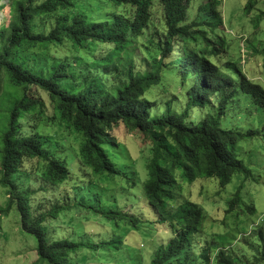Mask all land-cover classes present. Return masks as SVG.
Wrapping results in <instances>:
<instances>
[{
  "label": "trees",
  "instance_id": "obj_1",
  "mask_svg": "<svg viewBox=\"0 0 264 264\" xmlns=\"http://www.w3.org/2000/svg\"><path fill=\"white\" fill-rule=\"evenodd\" d=\"M188 1L44 0L38 3L37 0H12L9 21L0 31V74H5L22 96L11 108L7 128L0 137V185L8 189L9 196L7 208L0 210V216L14 207L17 209L22 229L37 241V263L73 264V254L80 246L67 239L50 240L45 228L46 223L57 219L67 206L56 204L40 212L42 204L33 211L31 198L36 192L22 193L13 181L20 169L34 159L47 161L41 174L45 183L59 186L71 180L68 163L49 154L43 137L36 131L47 119L53 124L61 122L71 126L81 134L83 143L77 163L92 176L112 179L126 176L109 152L115 143L111 132L116 124L124 123L151 138L148 179L143 187L157 220L166 224L171 232L169 242L159 246L151 264L239 262L232 250H228L231 244L216 246L213 252L203 249L199 253L193 247L192 237L202 228L206 216L203 208L193 201L178 204L182 197L178 172L190 184L201 178H216L222 188L236 174L248 173L235 152L238 141L244 136L223 129L221 119L226 116L238 90L264 108V88L252 82L232 60L219 61L226 53V39L219 35L212 37L204 27L213 25L216 29L223 23L219 10L221 0H209L200 7L203 13L204 9L209 11L204 22L190 18ZM258 2L249 0L246 13ZM156 5L162 8L165 26L163 36L157 37L160 58L146 60L147 73H144L136 71L132 58L127 55L122 62L126 83L109 89L105 77L119 71L116 62L120 55L153 25ZM128 8L133 9V13ZM213 19L218 22L213 24ZM65 42L77 51L97 47L96 44L112 47L92 63L82 57L60 61L56 53L51 52L52 46L61 47ZM50 60H53L51 64ZM167 62L177 67L169 69ZM167 69L188 84L187 104L183 111H172V104L178 100L171 102V99L160 114H154L156 103L145 95L153 86L162 84ZM234 74L239 83L234 80ZM38 89L49 94L54 106L51 118H47L44 105L35 96L34 91ZM194 108L203 116L198 124L189 123ZM26 115L29 121L37 119L34 134L23 132L22 119ZM176 203V208L171 209ZM241 203L238 192L229 202L228 212H233ZM253 206H246L248 213L255 212ZM107 217H120L134 224L140 221L113 212ZM257 236L263 238L262 232L254 234ZM190 251L199 253L197 261H179L183 255L189 257ZM211 252L215 253L214 257ZM256 261L262 264L259 258Z\"/></svg>",
  "mask_w": 264,
  "mask_h": 264
},
{
  "label": "rangeland",
  "instance_id": "obj_2",
  "mask_svg": "<svg viewBox=\"0 0 264 264\" xmlns=\"http://www.w3.org/2000/svg\"><path fill=\"white\" fill-rule=\"evenodd\" d=\"M43 1L37 0L38 3ZM248 1L221 0L219 10L223 23L216 29L213 25H206L204 28L211 32L212 37L219 35L226 39V53L219 59L220 63L232 60L252 82L264 88V0H259L256 7L246 13ZM11 2L12 0H0V31L9 21ZM208 2L209 0L186 2L190 18L204 22L207 19L204 16L209 11L204 9L203 13L200 7ZM127 10L133 13V9ZM153 11V25L144 36L135 40L129 51L120 55L116 62L119 71L105 77L109 89L122 87L126 83L122 62L127 55L132 58L136 71L144 73H147L146 60L160 58L157 37L163 36L165 30L163 11L160 5H156ZM211 21L213 24L218 22L216 19ZM95 46L97 47H85L77 51L70 43L65 42L61 47L52 46L51 52H55L60 61L82 57L85 62L92 63L112 47L110 44ZM52 62L50 60L49 64ZM167 66L175 69L177 64L167 62ZM164 75L162 84L153 86L145 95L156 103L154 114H160L171 99V102L178 100L172 104V111H181L187 104L188 84H184L179 75L168 69ZM234 80L239 83L235 74ZM34 93L44 105L47 118H51L54 106L49 94L41 89ZM21 96L22 92L1 73L0 137L7 128L11 108ZM202 118L200 110L194 108L189 123L198 124ZM34 119L37 120L36 117ZM35 120L29 121V116L26 115L22 119L25 126L23 132L34 134V126L37 124ZM50 122V119L42 122L36 131L43 137L42 142L49 154L68 163L71 180L59 186L45 183L41 174L47 161L41 159L27 162L13 179L20 192H36L31 198L33 211L42 204L40 212H46L56 204L67 206L57 219L46 223L50 240L67 239L80 245L73 254V264H151L152 256L159 246L167 244L171 238L167 225L157 220L143 187L148 179L147 162L151 157V138L142 132L131 130L124 123L116 124L111 132L115 143L109 152L113 162L126 176L113 179L92 176L88 169L77 163L83 143L81 134L64 123ZM221 126L244 136L238 141L235 152L248 173L236 174L222 188L216 178H201L190 184L178 172V180L182 185V197L178 204L190 200L199 204L205 212L203 226L199 232L194 233L191 241L197 252L200 253L203 249L213 252L216 246L231 244L228 250H232L239 261L235 264H258L256 258L264 264V108L257 106L250 96L238 90L226 116L221 119ZM7 191L6 187L0 185V210L7 208ZM238 192L242 203L233 212H228L229 202ZM247 205H254L255 212L248 213ZM176 206L177 203L170 208L175 209ZM111 212L127 214L129 218H139L140 221L134 224L131 220L120 217L110 219L107 215ZM259 232H262L263 238L254 237ZM212 252L214 257L215 253ZM189 253V257L183 255L178 258L179 261L185 263L198 260L199 253ZM37 259V241L22 229L19 213L14 207L9 213L0 216V264H41L37 263Z\"/></svg>",
  "mask_w": 264,
  "mask_h": 264
}]
</instances>
